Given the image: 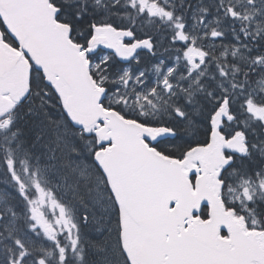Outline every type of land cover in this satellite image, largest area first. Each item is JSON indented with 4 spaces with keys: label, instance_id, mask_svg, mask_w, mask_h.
I'll return each instance as SVG.
<instances>
[{
    "label": "snow or ice",
    "instance_id": "obj_1",
    "mask_svg": "<svg viewBox=\"0 0 264 264\" xmlns=\"http://www.w3.org/2000/svg\"><path fill=\"white\" fill-rule=\"evenodd\" d=\"M0 264H264V0H0Z\"/></svg>",
    "mask_w": 264,
    "mask_h": 264
}]
</instances>
